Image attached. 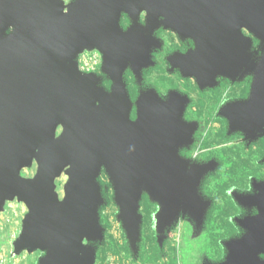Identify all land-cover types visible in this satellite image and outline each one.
<instances>
[{"label": "water", "instance_id": "95a60500", "mask_svg": "<svg viewBox=\"0 0 264 264\" xmlns=\"http://www.w3.org/2000/svg\"><path fill=\"white\" fill-rule=\"evenodd\" d=\"M161 30L186 50L165 57L169 71L193 78L200 91L226 81L248 84L243 98L218 109L227 135L238 133L247 145L264 136V0H0V210L14 198L28 209L14 254L43 252L38 264H94L103 240L102 170L133 258L144 196L158 208L159 249L178 217L196 232L203 227L211 203L201 188L218 163L181 154L197 130L183 118L187 96L173 90L162 97L143 86L162 48ZM93 50L103 77L78 69V55ZM127 72L140 90L135 100ZM33 159L34 180L21 178ZM63 171L68 180L59 201L54 179ZM250 187L230 193L242 209L231 219L240 234L222 243V261L206 264H264V180Z\"/></svg>", "mask_w": 264, "mask_h": 264}, {"label": "rangeland", "instance_id": "374dc122", "mask_svg": "<svg viewBox=\"0 0 264 264\" xmlns=\"http://www.w3.org/2000/svg\"><path fill=\"white\" fill-rule=\"evenodd\" d=\"M68 5L72 0H61ZM142 13L140 20L143 21ZM127 20L122 18V26ZM246 37H251L243 30ZM158 38L162 41L161 53H153L154 66L143 75V86L152 88L162 97L170 91L186 95L188 104L184 111V121L196 123L194 143L181 152L184 157L193 161L206 162L215 160L216 170L209 174L203 182L202 196L211 205L205 216L203 227L196 232L190 221L178 217L175 225L168 230L166 238L159 249L154 232V215L157 205L150 203L146 196L139 202L141 216L140 240L138 252L133 258L121 223L116 219L118 207L113 201L114 189L109 177L102 170L98 181L101 189L103 205L99 209V221L103 228L102 243H98L94 264H206L222 261L225 249L222 243L240 234L231 218L239 217L241 211L235 205L230 193L233 190L249 192L252 180L264 179V165L260 163L264 157V136L251 144H246L240 134L227 135L225 121L217 116V110L225 102L243 98L248 90L246 82L235 84L223 82L214 89L200 91L193 78L183 79L177 72H170L165 57L171 51L181 49L175 34L161 30ZM252 38V37H251ZM253 39V38H252ZM254 48L257 41L253 39ZM77 65L81 73H101V55L93 51H84L78 55ZM125 83L131 100H135L140 91L132 75L127 72ZM102 86L108 90L110 83L104 78ZM135 118V111L131 119ZM62 133V127L56 129L55 138ZM38 170L35 159L29 167L20 170V177L34 180ZM68 180L65 172L54 179L55 193L61 201L64 198V186ZM28 213L27 207L16 198L5 200L0 210V264H38L43 252L21 251L14 254L13 243L22 230V222Z\"/></svg>", "mask_w": 264, "mask_h": 264}, {"label": "flooded vegetation", "instance_id": "af4514ba", "mask_svg": "<svg viewBox=\"0 0 264 264\" xmlns=\"http://www.w3.org/2000/svg\"><path fill=\"white\" fill-rule=\"evenodd\" d=\"M162 45H163V43H162ZM162 49V48H161ZM161 49L160 50H158V53H161L160 51H161ZM170 53H186V50L184 49V47H181V49H176L175 51H171ZM217 112H218V110H217ZM187 158H190V157H187ZM264 180V179H263ZM257 181H262V180H257ZM241 192V191H240ZM237 208L241 211V214H242V209L240 208V207H238L237 206ZM240 216H242V215H239V217ZM237 217V216H236ZM233 218H235V217H233ZM233 218H231V219H233ZM236 226V225H235Z\"/></svg>", "mask_w": 264, "mask_h": 264}, {"label": "built area", "instance_id": "2783aa9c", "mask_svg": "<svg viewBox=\"0 0 264 264\" xmlns=\"http://www.w3.org/2000/svg\"><path fill=\"white\" fill-rule=\"evenodd\" d=\"M78 69H79V67H78ZM79 71H80V69H79Z\"/></svg>", "mask_w": 264, "mask_h": 264}]
</instances>
